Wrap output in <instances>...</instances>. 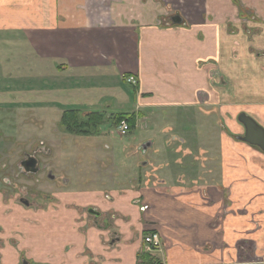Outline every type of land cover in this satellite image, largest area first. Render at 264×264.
<instances>
[{"label":"crops","instance_id":"obj_1","mask_svg":"<svg viewBox=\"0 0 264 264\" xmlns=\"http://www.w3.org/2000/svg\"><path fill=\"white\" fill-rule=\"evenodd\" d=\"M172 14L180 23L164 24ZM22 46L30 69L6 74L15 86L0 99L12 117L97 110L131 74L132 109L192 131L179 146L159 134L157 179L141 186L64 178L43 204L0 186V264H264V153L212 132L242 135L241 112L264 127V0H0V61ZM148 232L160 246L140 253Z\"/></svg>","mask_w":264,"mask_h":264},{"label":"rangeland","instance_id":"obj_2","mask_svg":"<svg viewBox=\"0 0 264 264\" xmlns=\"http://www.w3.org/2000/svg\"><path fill=\"white\" fill-rule=\"evenodd\" d=\"M124 42L128 41L125 39ZM27 50L28 48L24 46L17 48L13 63L9 64V62L0 61V99H6L5 90L7 85L10 87L15 86L13 79L8 78V73L13 74L17 81H19L18 78H20V81H24L23 76L30 69L28 63L30 57ZM32 55L33 53L31 52ZM37 60H40L39 55ZM32 63H34V60H32ZM121 83L122 88L110 97V101L115 106L123 98L127 101L126 106L115 108L110 106V101L103 103V105L98 107L97 111L103 112L105 118L94 132H90L87 135L68 133L60 124L62 110L72 108L79 110L80 113L86 112L87 110L83 109L80 106L81 104L77 105L72 102L70 103L72 105L67 108L55 105L59 109L37 110L36 122L29 118L24 121L23 117H21L24 115L22 111L18 113L13 111L19 117H12L11 111L5 112L0 108V186L5 189V192L9 195L20 197V195L24 194L17 187L18 185L21 187L24 185L29 192L25 197L35 204H43L45 200L53 196L52 192L60 189L63 182L62 178H56L51 182L40 171L35 175L31 173L32 175L28 178L22 175L18 176V173H20L18 161L23 158L22 151H30L29 148H33L39 141L49 145L52 148V152L50 155H38V161H40L41 165L48 163L54 169L53 173L70 179L71 183L69 184L74 188H100L114 191L116 185L113 181L118 180L117 182L120 184L124 177L129 175H131V178L127 180L128 182H125L127 185L122 182L123 185L119 186L118 189L128 187L130 182L132 184L139 183L141 186L143 180L148 176H150L148 180L157 179L156 165L159 163L158 160H162V156H159V154L163 155V150L166 148L162 140L164 138H161L159 134L163 132L168 134V136L177 134L181 136L182 133L187 134L188 130L190 132L192 129L183 130L181 126L172 128L170 124L173 120L170 119V116L165 118L164 111H161L160 115H157L156 112L151 115V112H148L146 116L144 115L139 119L136 129L134 128L130 133L128 131L124 135H119L117 124H113L107 116L122 111L131 112L135 103L134 90L131 84L124 80ZM132 91L134 96L130 94ZM14 99H17V96ZM3 109L5 110L6 108ZM170 128H172L171 132L168 131ZM212 132L214 137L221 132H225L232 138L241 139L239 136L240 132L224 129L221 126H214ZM149 139H153L156 142L154 146L145 153H138L136 148ZM218 146H220V143ZM218 146L214 142V153H216ZM254 148L258 149L257 147ZM171 159L172 157L168 159L170 165H172ZM139 160L147 161L138 166ZM186 162L189 163V159H186ZM144 164L147 167H143ZM2 165L4 166L2 167ZM176 166L171 167V170L177 169ZM4 177L6 178L5 183L12 185L8 187L2 185L1 182Z\"/></svg>","mask_w":264,"mask_h":264},{"label":"flooded vegetation","instance_id":"obj_3","mask_svg":"<svg viewBox=\"0 0 264 264\" xmlns=\"http://www.w3.org/2000/svg\"><path fill=\"white\" fill-rule=\"evenodd\" d=\"M173 19L174 20H177V19H179V21H173ZM180 17H179V15L178 14H175V15H171V17L170 18H168V21L167 20H164V24H176V23H180ZM244 31V33L248 36V37H250L251 36V34L254 32V31H251L250 29H244L243 30ZM129 76H133V75H131V74H126V75H124V81H127L126 80V78L127 77H129ZM133 78H135L134 76H133ZM128 82V81H127ZM136 79H135V82L134 83H131V82H129V84H131V85H136ZM72 108H68V109H66V110H71ZM73 110H75V109H73ZM63 112L65 111V110H62ZM77 111H79V110H77ZM90 113H100L101 114V120H98L97 122H96V125H92V124H89L86 128H83V130H86L87 131V133L86 134H84V133H81L80 131H70V130H68L67 129V126L64 124V123H62V118H60L61 119V122H60V124H61V127L62 128H64L68 133H74V134H82V135H87L88 133H90V132H94L96 129H97V127H98V125L99 124H101L102 123V120H104V118H105V115H103L104 113L103 112H99V111H97V110H91V111H86V112H84V113H80L79 112V116L80 117H83V118H85V117H87ZM120 113H128V114H131V113H134L135 114V116H136V119H135V123H134V125L133 126H130V124H129V122L127 121V120H119V122H115L114 121V116L116 115V114H118V113H115V114H111V115H108L107 116V118L113 123V124H117V128H118V125H119V123L121 122V121H125L126 123H127V130L126 131H124L123 133H120V131H119V129H118V131H119V133L118 132H116V133H118L119 135H124V134H126V132H128V133H130V132H132V130L135 128L136 129V127H137V125H138V122L140 121L139 119H141L143 116H144V114L142 113V112H140V111H136V109H133V110H131V112H129V111H122V112H120ZM241 114H244L245 116H248V117H250L251 119H253L250 115H247V114H245L244 112H241V113H239L237 116V121L242 125V128H243V133H242V136L241 135H239L240 136V140L241 141H243L242 140V137H244V135H245V132H246V128H244L245 127V125L239 120V115H241ZM61 116H62V114H61ZM254 120V119H253ZM255 121V120H254ZM257 124H258V126H260V127H262L257 121H255ZM114 125V126H115ZM171 125H173L172 123H171ZM172 128H174V127H180V125H173V126H171ZM172 128H170L168 131H172ZM263 129H264V127H262ZM85 132V131H84ZM178 132V131H177ZM169 137H170V139H171V141H170V143L172 142L173 144H174V142H176L175 144L177 145V146H179V144H180V135L178 136V134L177 135H169ZM153 142V139L151 140V139H149V140H147V141H145V142H143V143H141V145H139L137 148H136V151L139 153V152H141V153H145V152H147L148 151V149H150V148H152V145L153 144H155L156 142L154 141V143L153 144H151ZM179 142V143H178ZM243 142H245V141H243ZM245 143H247V142H245ZM247 144H249V143H247ZM249 145H251V146H254V147H257L258 148V150H259V152H262V150L261 149H259V147L258 146H256V145H252V144H249ZM30 149V151H28V150H24V151H22V153H23V155H22V159H20L18 162H19V164H18V168L20 169V173H18L19 175L18 176H20V175H22L23 177H26V178H28L30 175H32L31 173H33L34 175L36 174V173H39V171L40 172H42L43 174H44V176H47V178L52 182V181H54L56 178H62V180L64 179V177L62 176V175H60V174H55V173H53L52 171H54V169L52 168V166H49V164L48 163H44V164H42L41 165V163H40V161H38V157L39 156H41V155H50L51 154V152H52V148H50V146L49 145H47L45 142H43V141H39L38 142V144H36L33 148H29ZM262 153H264V152H262ZM133 154V153H132ZM39 155V156H38ZM38 156V157H37ZM31 158H33V159H35L34 161H36V163H35V166H31V165H29V161L28 160H30ZM172 161H173V157H172V159H171ZM147 161V160H146ZM146 161H141V160H139L138 161V166L139 165H141L143 162H146ZM146 164H144L143 165V167H147V165L145 166ZM4 165H2V167H3ZM172 166H174V163L172 162ZM116 174V173H115ZM129 178H131V175H129L128 176ZM128 177H124V179L121 181V182H123V184H125V182L127 181V180H129V178ZM148 178H150V176H148L147 178H145V180H143V182H145V183H148V182H152V181H154V179H150V180H148ZM156 180V179H155ZM118 181V180H114L113 182H114V184L116 183V182ZM6 178L4 177L3 179H2V185H6L7 187L8 186H10V185H12V184H10V185H7L6 183ZM128 182V181H127ZM140 182H142L141 180H140ZM68 183V182H67ZM62 184H63V182H62ZM66 185V184H65ZM23 187H21V186H19L18 185V187H17V189H19L20 190V192L21 193H23L24 195H20V197H17L18 199H20V201H24V202H26V203H28V202H32V201H29V199L27 198V197H25L26 196V194L28 195V188L26 187V186H24V185H22ZM63 186V185H62ZM4 189V188H3ZM25 190V191H24ZM32 195V194H31ZM147 208V206L146 205H142V207H141V209L142 210H144V209H146ZM93 213H96L95 211H93V210H91ZM150 234H155V235H157V238H158V245H156V246H150L149 248H148V246H147V244L146 243H144L145 242V240H144V238L147 236V235H150ZM160 239H159V236H158V234H157V232H148V233H145L144 235H143V237H142V253H148V251H153V250H156L159 246H160Z\"/></svg>","mask_w":264,"mask_h":264},{"label":"trees","instance_id":"obj_4","mask_svg":"<svg viewBox=\"0 0 264 264\" xmlns=\"http://www.w3.org/2000/svg\"><path fill=\"white\" fill-rule=\"evenodd\" d=\"M100 113H90L87 117L83 118L79 116V111L77 110H65L62 113V123L67 126V129L70 131H80L81 133L86 134L87 131L83 130L89 124L96 125L98 120H101ZM127 120L130 126H133L135 123L136 116L134 113H118L114 116V121L119 122V120ZM85 131V132H84Z\"/></svg>","mask_w":264,"mask_h":264},{"label":"water","instance_id":"obj_5","mask_svg":"<svg viewBox=\"0 0 264 264\" xmlns=\"http://www.w3.org/2000/svg\"><path fill=\"white\" fill-rule=\"evenodd\" d=\"M173 21H179V19ZM239 120L245 125L244 128H246V132L244 137H242V140L259 147V149L264 152V129L251 119L248 116H245L244 114L239 115ZM35 159L31 158L29 161V165L35 166L36 161ZM91 212V211H90ZM98 213H95V215Z\"/></svg>","mask_w":264,"mask_h":264},{"label":"built area","instance_id":"obj_6","mask_svg":"<svg viewBox=\"0 0 264 264\" xmlns=\"http://www.w3.org/2000/svg\"><path fill=\"white\" fill-rule=\"evenodd\" d=\"M126 80L128 82H131V83H134L135 82V78H133V76H129L126 78ZM118 129L120 131V133H123L124 131L127 130V123L125 121H121L118 125ZM145 242L148 246V248L150 246H156L158 245V238H157V235L155 234H150V235H147L145 238H144Z\"/></svg>","mask_w":264,"mask_h":264}]
</instances>
